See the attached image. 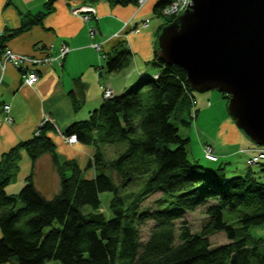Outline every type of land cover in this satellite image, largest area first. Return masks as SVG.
<instances>
[{"label":"trees","instance_id":"1","mask_svg":"<svg viewBox=\"0 0 264 264\" xmlns=\"http://www.w3.org/2000/svg\"><path fill=\"white\" fill-rule=\"evenodd\" d=\"M170 1L157 0L155 14L163 15ZM53 2L47 0L44 11L27 13L18 27L5 28L0 48L7 38L42 23ZM166 17L160 30L177 15ZM106 57L107 70L113 72L127 66L133 55L122 38ZM150 62L156 74L141 75L124 91L105 97L87 119L64 130L93 147L85 166L76 159H59L49 121L2 154L0 263L41 264L54 258L64 264H264V242L249 232L264 224L263 174L248 167L245 173L229 176L224 163H216L221 159L211 144L204 146L203 157L214 165L205 167L199 158H191L190 138L180 134L179 126L192 122L196 90L180 65L158 57L157 43ZM221 92L228 104L229 94ZM71 93L78 110L81 98ZM105 144L115 146L113 156H107ZM206 146L212 147L216 159L205 156ZM254 146L249 163L261 161H250L262 152ZM21 151L33 164L46 152L53 155L60 183L51 197L37 188L33 169L18 192L6 190L17 174ZM105 190L112 192L110 217L100 210ZM154 193L159 195L146 203ZM198 208L205 217L202 227L193 231L185 215ZM225 209L237 212L228 218ZM234 218L238 226L231 222ZM150 222L143 240L141 228ZM218 231L226 240L213 244L209 235Z\"/></svg>","mask_w":264,"mask_h":264},{"label":"crops","instance_id":"2","mask_svg":"<svg viewBox=\"0 0 264 264\" xmlns=\"http://www.w3.org/2000/svg\"><path fill=\"white\" fill-rule=\"evenodd\" d=\"M46 1L0 0V37L5 28L18 27L27 13L44 11ZM156 1L146 0L142 5H137L118 4L109 0H54L52 9L44 15L42 23L34 24L4 41V48L0 50L9 48L32 56L56 55L64 44L69 47V51L61 63L54 60L36 67L32 65L39 72V78L33 84L24 83V67L21 69L11 63L0 74V158L19 141L31 137L40 117L47 115L48 121L53 124L49 134L55 141L59 159H76L82 167L85 166L93 155V147L78 140L68 142L64 130L72 122L89 117L92 110L103 101L105 88H111L113 94H117L141 75L156 74L157 67L150 61L154 57L160 25L163 24L154 12ZM86 3H93L96 7V15L87 20L72 10ZM144 21H147L146 26H143ZM122 38L126 39L132 52V61L123 69L109 72L106 52L112 51L116 42ZM93 43H99L102 48L98 50ZM71 91L81 98V108L78 110H75ZM220 96L216 98H223ZM211 97V93H193L192 113L195 111V115L191 124L196 127L193 128L196 136L184 133L190 142L195 139L197 148L193 143L189 151L197 158L203 157L204 146L211 144L218 154V160L230 161H235L246 150L253 154L256 146L240 137L241 132L222 108L225 105L224 99L218 101L220 112L216 106L214 108L218 114L211 112L212 116L218 115L213 124L216 135L206 138L200 133V130L209 131L199 121V117L203 110L213 107V104H205L207 98L213 99ZM5 104L10 105L8 110ZM201 162L214 165L206 158ZM32 169L37 188L46 196L51 197L58 191L60 177L53 155L46 152L33 164L25 151H21L17 174L7 184L6 190L10 193L18 192ZM89 171L93 173L94 170Z\"/></svg>","mask_w":264,"mask_h":264},{"label":"water","instance_id":"3","mask_svg":"<svg viewBox=\"0 0 264 264\" xmlns=\"http://www.w3.org/2000/svg\"><path fill=\"white\" fill-rule=\"evenodd\" d=\"M157 53L194 90L228 93L238 127L264 144V0H190L160 30Z\"/></svg>","mask_w":264,"mask_h":264},{"label":"rangeland","instance_id":"4","mask_svg":"<svg viewBox=\"0 0 264 264\" xmlns=\"http://www.w3.org/2000/svg\"><path fill=\"white\" fill-rule=\"evenodd\" d=\"M137 5H141V4H138L137 3ZM74 13H78V14L82 15V18L85 19V20L91 18L89 16V14L85 15L86 13H83L81 11H75ZM157 16L161 19V21H163V24H164L165 21L167 20V17L166 16H168V14L163 13V15H157ZM143 26H145V25H143ZM59 51H60V49H59ZM5 58H6V56L4 54H0V61H1V64H0V74L1 75L4 72V70H5V68H6V66H7L8 63H11V64L15 65L12 61H5ZM23 81H24V83L29 84V83H27V79H26V76L25 75H23ZM106 89H108V88H105V90L103 92V98H105L104 94H105ZM109 89H111V88H109ZM194 92L196 93V95H204V94H207V93H211V95L213 97V99L207 98L205 100V104L206 105L213 104V107L211 109H205V110H203L201 112L200 117H199V121H201V123H203L204 126H207L209 128L208 129L209 131H204L203 132V131L200 130V133L203 136H205L206 138H212L211 137L212 135H216V131L213 128V124H214L215 120H217L218 115H217V117L215 115L212 116V113L211 112L218 114L215 111L214 106H216L217 110L220 112L221 108H220V104H219L218 101L221 102L220 99H224L225 105L222 108L226 111L227 116H230V119L235 123V125L237 126V129L239 130V133L241 132L240 133V137L243 140H245V141H249V143H252V145H257L259 147H262V150H263L264 145L255 144L246 135V133L241 128L238 127V125L236 124V122L233 119V117L229 114V111L227 109V104H226L227 99L223 96V94H222L221 91H219L216 88H213V89H209V90H206V91H203V92H199V91H194ZM217 95H218V97L221 95L223 98H219V100H218V98H216ZM207 111H210V112L207 113ZM206 114H207V117H206ZM43 118H46L47 119L48 116L47 115H44L43 117H40V119L37 122V125L36 126H38L40 124V122L43 120ZM8 121H11L10 118L8 119ZM179 128H180V134L183 135L184 137L185 136L187 137V134L188 135L190 134V136H196V133L194 132L195 130H193L194 126H192V124H191V126H183V125H180ZM184 132H186L187 134L184 133ZM66 140L68 142H70V143H74V142L77 141V140L76 141H69L68 139H66ZM193 143H194V147L197 148V145L195 144V139L194 138L190 142L189 146L192 145ZM104 149L106 150V154L109 157H111V156H113L115 154V146L113 144H105ZM78 151L81 152V150H78ZM246 153L241 152L239 154V156L236 157L235 161H232V159H231V161L230 160L221 159L220 161H218L216 163L223 162L224 165H225V167H226V172H227V174L229 176H233V175H236V174H239V173H242V172L245 173L246 169L248 167H250V168H252V169H254L256 171V174H263L261 178H262V180H264V171L260 170L261 167H263V164L262 163H264V156L261 158V161L260 162L249 163V157L251 155V152H248L246 150ZM189 155H190L191 158H193V156H194V158H197V157H195L194 154L191 153V151L189 152ZM203 159L204 158L202 156L199 157V160L200 161H203ZM200 164H202L204 166L206 165V164H203L201 162H200ZM250 164H251V166H250ZM206 166L209 167L208 165H206ZM89 173H92V171H89ZM11 181H13V179ZM133 188H134V186H133ZM100 195H101V207H100V210L102 212H104L107 217H110L111 214H110V210H109V202H110V199L112 197V192L111 191H108V190H105V191H102ZM157 195H159V193H154V194L150 195L146 199L145 202L152 204V200ZM236 212H237V210L232 211V210H228V209H225V211H224L226 217L228 216V218H229V215L230 214H233V213L236 214ZM204 217H205V214H204L202 208H198L195 211L187 212L186 215H185V218L188 220L189 225H190V227H191V229L193 231L199 230L202 227V223L204 221ZM231 222L234 223L237 226L239 224V222L237 221L236 218H234L233 220H231ZM150 226H151V222L141 228L143 240H145L148 237ZM249 232H250V235H251V237L253 239L254 238L255 239H259V240H261V241L264 242V224L254 225V226L250 227ZM209 237H210V240H211V242L213 244H217V243H220V242H223V241L226 240V235L224 234L223 231L214 232L213 234H210ZM41 264H64V263L61 260H59V259L52 258V259H46Z\"/></svg>","mask_w":264,"mask_h":264},{"label":"built area","instance_id":"5","mask_svg":"<svg viewBox=\"0 0 264 264\" xmlns=\"http://www.w3.org/2000/svg\"><path fill=\"white\" fill-rule=\"evenodd\" d=\"M144 0H139V3H142ZM190 0H171L170 3L164 8L163 13L170 15H178L180 12H182L188 5ZM72 10L75 11H81L83 13H86L85 15L89 14L90 17H93L96 15V7L93 3H86L77 7H73ZM143 25H147V21H144ZM138 30L139 28L136 27ZM117 35V34H116ZM95 48L100 50L102 47L98 43L92 44ZM69 51V47L67 45H62L60 48V51L56 54H47L43 56H32L26 53H20L15 52L9 48L0 50V54H4L6 56L5 61H12L17 67L23 68L24 75L26 76L27 83L33 84L35 81L39 78V72L37 69L32 68V65L36 67L38 64H46L51 63L54 60L59 61L61 63V60L65 56V54ZM1 64V61H0ZM2 67V66H1ZM31 67V68H30ZM113 95L112 89H106L104 96L109 97ZM9 104H5V109H9ZM49 118H43V120L40 122L39 125L44 124L46 121H48ZM66 139L69 141H76L77 138L75 134H72L70 136H66ZM205 156L211 159H216V154L213 152L212 147L206 146L205 147ZM258 158L257 156H253V158L250 161H254Z\"/></svg>","mask_w":264,"mask_h":264},{"label":"bare ground","instance_id":"6","mask_svg":"<svg viewBox=\"0 0 264 264\" xmlns=\"http://www.w3.org/2000/svg\"><path fill=\"white\" fill-rule=\"evenodd\" d=\"M137 2H138V4L142 5L145 2V0L142 3H139V0ZM256 144H258V143H256ZM258 145H264V144H258ZM257 147L262 150V147H259V146H257ZM263 156H264V147H263L262 152L260 154H258V158L256 159V161L259 160L260 158H262Z\"/></svg>","mask_w":264,"mask_h":264}]
</instances>
